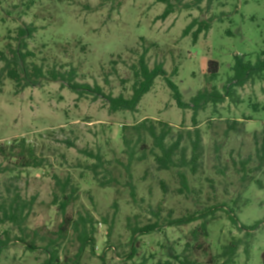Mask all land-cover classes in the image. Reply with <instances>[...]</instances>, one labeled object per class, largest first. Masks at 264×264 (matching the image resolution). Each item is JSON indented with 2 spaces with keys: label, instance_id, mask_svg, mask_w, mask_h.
I'll list each match as a JSON object with an SVG mask.
<instances>
[{
  "label": "rangeland",
  "instance_id": "obj_1",
  "mask_svg": "<svg viewBox=\"0 0 264 264\" xmlns=\"http://www.w3.org/2000/svg\"><path fill=\"white\" fill-rule=\"evenodd\" d=\"M181 1L180 8L163 20L158 16L165 4L156 0H0V73L5 64L2 53L9 56V46H17L19 28L30 26L32 35L26 36L24 49L31 54L27 60L42 65L45 72L75 70V82L92 88L75 92L66 83L43 79L40 85L19 92L13 80L0 74V144L25 138L37 156L44 159L42 167L23 169L16 166V159L12 164L0 157V164L13 169L0 173V194L7 196L17 190L25 200L33 201L25 231L27 240L36 237L40 246V238L51 236L62 221L53 203L55 175L70 177L71 183L79 187L78 199L68 208V215L89 213L96 221V253L88 247L82 264H133L140 263L143 256L148 258L146 264H163L166 258L162 244L170 242L177 244L180 252L200 221L138 236V257L127 259L131 250L129 218L132 225L154 221L151 210L159 204L162 217L171 211L173 217H180L225 203L235 208L242 225L264 220V188L253 182L244 184L233 167V159L255 153L254 132L264 127L263 80L237 89L242 103L226 98L217 106L210 103L198 111L197 124L205 150L202 168L196 175L189 173L195 193L180 194L175 171L158 170L149 155L132 168L138 202L130 194L122 165L127 162L122 139L125 126L151 118L170 123L175 132L193 129L194 110L178 106L162 77L156 79L135 112H111L107 99L93 92L95 86H100L105 94L131 96L134 66L139 67L145 54L151 68L163 64L183 100L190 102L206 86L215 85L225 91L236 55H246L255 62L257 54L264 50V0H203L201 7L195 4L196 0ZM185 4L192 7L187 9ZM195 19H213L210 31L202 33L197 42L192 37L197 25L187 36L183 34ZM210 61L219 63L220 75L208 84ZM255 103L260 110L256 113L252 108ZM233 120L244 122V129L226 135L228 122ZM68 141L75 145L70 146ZM147 142L151 144L149 138ZM81 149L100 152L115 167L120 183L116 187L99 186L86 168L95 160ZM257 177L264 183V173ZM161 182L166 183V192ZM215 216L206 243L213 255L219 254L233 237L245 235L224 211ZM6 232L13 242L4 251L1 264H41L45 258L41 250L30 251L15 240L23 235L18 228L0 223L2 238H6ZM250 239L249 259L241 248L235 264H263L264 222ZM62 246L73 257L79 250V241L72 236ZM195 257L199 264L209 262L201 250Z\"/></svg>",
  "mask_w": 264,
  "mask_h": 264
},
{
  "label": "trees",
  "instance_id": "obj_2",
  "mask_svg": "<svg viewBox=\"0 0 264 264\" xmlns=\"http://www.w3.org/2000/svg\"><path fill=\"white\" fill-rule=\"evenodd\" d=\"M159 3L165 4L164 11L158 19H167L171 14L176 12L182 4L181 0L174 2L173 0H156ZM212 0H209L211 3ZM203 0H196L195 4L201 7ZM210 5V4H209ZM185 8H190L192 5L185 4ZM212 20L199 21L193 20L188 25L183 34L187 36L188 33L197 25V29L192 33L193 41L197 42L202 33L207 34L212 28ZM33 28L20 27L17 37V46H9V56H4L2 59L5 64L1 69L0 74H4L16 84L17 91H23L27 87H34L41 84L43 79L61 81L63 85L66 83L73 91L77 92L79 88L92 89L90 86H84L75 82L76 72L52 69L47 72L42 65H38L27 60L30 52H25L26 36L31 37ZM148 51L147 49L145 50ZM134 70V83L132 85L131 96H125L120 93L117 96L112 94H105L100 86H95L93 92L101 95L107 99L109 109L113 113L123 110L137 111L138 105L143 97L149 93L157 78L162 77L166 82L168 88L172 92L174 100L182 109L190 108L194 110L193 121L195 127L193 129L174 131L173 126L164 120H153L146 118L136 124L125 126L122 139L125 145V154L127 155V162L124 165V171L127 175V186L130 194L135 202L137 201V186L134 182L133 166L137 162H143L149 155L153 156L158 170L175 171L180 181L178 192L180 194L195 193L189 180V173L196 175L203 165L204 157V142L203 134L197 124L198 111L205 108L206 105L212 103L217 106L223 103L226 98H229L233 103H242L237 89L244 87L246 84L256 80L264 81V50L257 54V59L252 62L246 55H236L235 63L232 66V75L229 76L227 84L224 86V92L220 91L215 85L212 88L204 87L200 89L190 102L183 100V95L179 90L178 85L173 81L172 76L163 67V64H157L151 68L143 54L139 60V67L136 66ZM219 63L217 61H210L208 63L206 81L208 84L216 81L220 75ZM177 71H174L175 75ZM97 98V96H95ZM259 104H252L253 112H259ZM264 111V108L262 109ZM250 119V118H248ZM244 129V122L233 120L228 122L226 135L231 131H241ZM150 139L151 144L147 142ZM70 146H74V142L68 141ZM255 153L248 154L239 160L233 159V167L244 184L255 183L259 188H264V183L261 178L257 176L264 173V127L259 131L254 132ZM220 148L217 149V151ZM88 158L95 161L87 164L86 168L91 171L94 179L101 187H116L120 183V177L115 172V167L111 166L110 161L105 160L100 152L93 150L81 149ZM0 157L3 160L12 163L15 160L16 166L19 168L28 167H42L44 159L39 158L36 154L35 148L27 142L25 138H20L11 144H0ZM13 171L8 165L0 164V173ZM164 191H167L165 182H161ZM8 191L10 189L8 188ZM79 187L71 183V178L66 177L62 179L55 175V190L53 192V203L57 205L58 212L62 217V221L58 226V230L51 233V236H42L40 246L37 244L36 237L27 240L28 234L27 221L33 207V201L25 200L19 191L15 190L13 194L3 196L0 194V223H10L20 230L22 236L15 237V240L23 243L28 250H41L45 258L41 264H82V257L88 247L91 248L95 254V234L97 231L96 221L89 213L86 215L79 214L77 217L68 215V208L78 199ZM115 206L117 204L115 203ZM163 208L159 204L156 209H152L155 220H150L146 224L140 225L136 223L132 225L129 218L128 227L131 231V250L127 254L128 260H135L138 257V236L149 235L155 231H161L165 227H180L190 225L200 221V223L191 230L192 239L188 240L183 249L178 252L177 244L174 242L162 244V255L166 259L163 264H199L196 259V252L200 250L204 255H208V264H235L237 255L241 248H243L247 259L250 256L251 249V235L257 230L264 220L255 222L253 225H242L239 216L234 207L227 206L225 203L216 204L214 206H205L201 210L188 212L180 217H173L172 211L168 216L162 217ZM218 211H224L231 223L239 230L245 231L244 237H233L230 242L223 246L219 254H212L210 246H207V240L210 232L209 227L211 222L215 219ZM113 225L109 228V233H112ZM37 235V234H36ZM75 236L79 241V250L73 256H68V249L62 246V243ZM13 239L6 232V238L0 235V264L4 251L9 248ZM140 263L133 262V264H146L148 258L143 256ZM264 264V253H263Z\"/></svg>",
  "mask_w": 264,
  "mask_h": 264
}]
</instances>
